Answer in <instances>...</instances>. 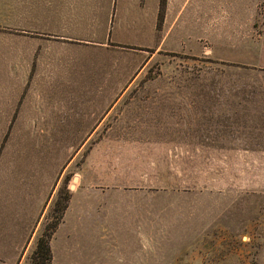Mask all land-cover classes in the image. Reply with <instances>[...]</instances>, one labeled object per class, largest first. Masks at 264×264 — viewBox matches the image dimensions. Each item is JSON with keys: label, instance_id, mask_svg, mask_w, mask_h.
Returning <instances> with one entry per match:
<instances>
[{"label": "rangeland", "instance_id": "rangeland-1", "mask_svg": "<svg viewBox=\"0 0 264 264\" xmlns=\"http://www.w3.org/2000/svg\"><path fill=\"white\" fill-rule=\"evenodd\" d=\"M42 3L0 0V263L30 264L38 238L49 234L59 216L57 202L84 187L109 192L116 204L134 203L137 210H110L111 243L132 244L94 245L81 227L86 220L72 216L54 242L60 258L71 257L69 264H112L110 254L115 264H264V58L258 54L264 1L255 2L251 23L250 2L209 0L206 38L190 39L203 54L155 56L137 72L127 56L125 87L116 86L115 79L125 81L117 71L111 81L95 72L93 79L76 73L67 80L70 86L34 85L44 46L38 28ZM189 26L197 36L198 23ZM115 92L205 97V134L189 145L201 149H167L172 145L166 135L30 133L29 126L71 127L73 118L97 110L76 96ZM31 181L47 184V198L34 242L28 239L20 254L38 209L35 198L25 200ZM89 228L95 232L94 222ZM72 230L74 237L66 239ZM69 242L90 254L91 262L64 253Z\"/></svg>", "mask_w": 264, "mask_h": 264}, {"label": "crops", "instance_id": "crops-1", "mask_svg": "<svg viewBox=\"0 0 264 264\" xmlns=\"http://www.w3.org/2000/svg\"><path fill=\"white\" fill-rule=\"evenodd\" d=\"M42 1L39 7L38 28L39 40L44 46L40 47L38 72L33 76L35 86H70L72 82L67 80L73 75L76 76V73L80 76L83 73L82 76L85 78L93 79L91 75L98 72L99 79L111 81V73L117 71L125 81L120 84L115 79V84L125 87L128 84L127 56L133 59L131 64H136L131 68L132 71L137 72L140 67L148 65L155 56L168 57L174 53L193 56L203 54L200 46L192 44L190 39H194V36L199 40L206 38V6L209 0ZM257 1L259 0H246L251 4L247 9L251 23L254 22L255 2ZM191 21L198 23L197 36L189 26ZM178 22L182 27L175 25ZM261 30L264 38V15ZM128 48H137V50L134 52L133 49L130 51ZM147 49L154 52L146 56ZM258 54L264 58V40ZM129 80L132 82V77H129ZM51 98L52 95L48 97V99ZM76 99L83 104L96 105L94 107L97 110L73 118L70 120V124L73 125L71 127L56 128L50 125L37 128L29 126V129H32L30 133L86 136L166 135L167 143L172 145L167 149H201L199 146L191 148L189 145L201 143L202 139L199 136L205 134L206 106L201 105L207 102L205 97L179 95L132 97L115 92L108 96L83 94L76 96ZM130 102L141 105L130 106L128 105ZM63 124L69 123L64 122ZM191 136H198V138L193 137L191 140ZM99 143H102V140L97 144ZM33 183L31 181L27 188L29 192L31 190V193L25 200L28 204L35 198L38 202V209L27 227L26 236L21 241L20 254L28 239H30V244L34 242L40 228L41 216H44V210L41 209L47 198L45 194L47 184L44 183L41 187L40 182H37L31 186ZM78 184H81L80 180ZM135 193L136 191H133L131 197H136ZM110 195L109 192L92 191L84 187H80L70 195L61 222L49 242L52 264H69L71 257H64L62 252L63 255L60 258L54 250V242L70 223L72 216L76 222L81 223L86 220L81 227L83 230L87 229V234L93 238L94 245L126 248L132 244L123 239L118 241L114 239V243H111L109 239V236H112L110 210H137V207L133 206L134 203H130L128 199L116 204L110 199ZM91 222H94L95 232L90 234ZM73 233L74 230L66 233V239L74 237ZM66 250L64 253L68 255L72 253L85 255L86 258L82 260L90 261L88 256L90 254L81 250L80 247L71 248L70 242ZM110 256L109 260L112 264L118 263L112 261Z\"/></svg>", "mask_w": 264, "mask_h": 264}, {"label": "trees", "instance_id": "trees-1", "mask_svg": "<svg viewBox=\"0 0 264 264\" xmlns=\"http://www.w3.org/2000/svg\"><path fill=\"white\" fill-rule=\"evenodd\" d=\"M70 195H66L63 197V202L56 204V213L59 216L56 218V222L52 224L50 227L49 234H46L43 237L38 238L36 243V248L30 257V264H52L51 250H50V239L55 232L57 226L61 222L62 216L67 208V204L69 201ZM2 264V263H0Z\"/></svg>", "mask_w": 264, "mask_h": 264}]
</instances>
